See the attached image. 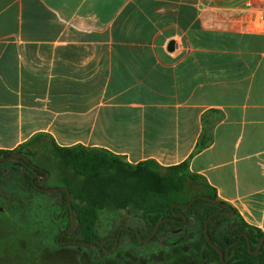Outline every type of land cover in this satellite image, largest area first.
<instances>
[{
  "label": "crops",
  "instance_id": "1",
  "mask_svg": "<svg viewBox=\"0 0 264 264\" xmlns=\"http://www.w3.org/2000/svg\"><path fill=\"white\" fill-rule=\"evenodd\" d=\"M251 1L0 0V150L45 134L132 164L189 160L264 230V0Z\"/></svg>",
  "mask_w": 264,
  "mask_h": 264
},
{
  "label": "trees",
  "instance_id": "2",
  "mask_svg": "<svg viewBox=\"0 0 264 264\" xmlns=\"http://www.w3.org/2000/svg\"><path fill=\"white\" fill-rule=\"evenodd\" d=\"M43 136L45 134H37L12 150L1 149L0 157L23 152V148L36 145ZM207 141L205 132L198 149L203 148ZM49 149L51 150L49 163L57 171L56 178L62 187L68 188V191H61L66 210L72 218L68 203V192H70L76 225L81 234L80 240L90 243L88 245L98 247L106 253L97 242L102 241L97 232L101 212L124 210L131 213L129 216L138 218L141 227H146L147 234L137 229L141 233V238L151 235L160 220L170 218L160 225L157 234L148 242L156 240L163 231H175L193 224L195 219L201 224L202 236L193 241L190 247L192 255L199 262L264 264V249L258 254L254 253L264 236V230L244 222L238 210L231 203L221 199L217 189L203 175L190 170L189 160L172 166H162L154 159L132 164L124 157L106 149L84 145L60 146L54 139ZM25 154L29 157L26 152ZM27 166L32 170L29 164ZM42 166L46 168L47 165L45 163ZM38 179L33 173L28 174L27 184L35 188ZM36 191L41 192L37 189ZM196 197L189 208L180 207L189 204ZM232 211L234 214L231 213ZM224 214L234 219L235 224L228 233L229 243L226 247H220L215 244L217 239L213 231V222ZM212 215L213 218L208 224V238L206 223ZM121 227L118 233L126 232L132 235L138 244H142L134 231L121 230ZM66 232L63 231L58 236V240ZM232 244L234 245L231 246ZM217 246L224 251L223 257ZM229 247V258H227L226 252Z\"/></svg>",
  "mask_w": 264,
  "mask_h": 264
},
{
  "label": "rangeland",
  "instance_id": "3",
  "mask_svg": "<svg viewBox=\"0 0 264 264\" xmlns=\"http://www.w3.org/2000/svg\"><path fill=\"white\" fill-rule=\"evenodd\" d=\"M262 2L251 1L249 7L260 6ZM51 142V138L43 136L36 145L22 150L45 174L50 173L37 181L43 190L27 184L28 174L33 170L26 164L15 158L0 162V264H219L199 262L192 255L190 244L202 236L201 224L195 219L193 224L163 231L156 240L142 244L132 235L122 233L114 252L104 253L93 245L59 242L58 236L63 231L68 233L60 237L61 241L80 240L81 234L77 225L68 231L72 218L66 210L62 189H53L62 185L56 178L55 167L49 163ZM45 163L48 171L42 166ZM130 214L124 210L101 212L97 232L108 249L115 246L120 226L141 229L147 234L146 227L140 226L141 221ZM234 224L227 214L213 222L215 244L226 247Z\"/></svg>",
  "mask_w": 264,
  "mask_h": 264
},
{
  "label": "water",
  "instance_id": "4",
  "mask_svg": "<svg viewBox=\"0 0 264 264\" xmlns=\"http://www.w3.org/2000/svg\"><path fill=\"white\" fill-rule=\"evenodd\" d=\"M15 154L20 155V156H22V157H27L26 155H23V154H20V153H15ZM35 166H36V165H35ZM49 175H50V173H46V176H45V177H49ZM53 189H54V190L62 189V190H67V191H68V188H67V187L53 188ZM201 197H205V196H201ZM196 199H197V197L194 198V200H193L192 202H190L189 204H187V205H180V207H182V208H184V209H187V208H189V207L193 204V202H194ZM68 203H69V206H70V211H71V216H72V226H71L70 229L68 230V231L70 232V231L76 226V224H77V220H76V218H75V214H74L73 205H72V203H71V193H70V192H68ZM175 206H176V204L173 206V208H175ZM231 213L234 214V211H232ZM212 218H213V215L209 218V220H208L207 223H206V234H207L208 238H209L208 224H209V222H210V220H211ZM168 219H170V218L166 217V218L160 220V221L157 223V225L155 226V229H154L153 233H152L151 235H149L147 238H141V233H140L139 230H137V229H133V228H130V227H127V226H122V227H121V230H124V229H125V230H131V231H134V232L138 235V237L140 238V241H141V242H147V241H149L151 238H153V237L157 234L160 225H161L163 222L167 221ZM120 235H121V232L118 233L117 240H116V244H115V246H114L112 249H108V248L104 245V243H103L102 241H100V240H98L97 242H98V244H100V245L102 246V248H103L105 251H107V252H114V251L117 249V246H118V243H119V239H120ZM73 241L75 242L76 240H73ZM79 242H81V243H83V244H90V243H85V242L80 241V240H79ZM263 242H264V236H263L262 239L260 240V243H259V245H258L257 250L254 251L255 254H258V253L260 252ZM236 243H238V242H236ZM249 247L251 248V244H249ZM217 248L220 250L221 257H223V256H224V251L221 250L218 246H217ZM229 249H230V247H229L228 250H227V258H229Z\"/></svg>",
  "mask_w": 264,
  "mask_h": 264
},
{
  "label": "flooded vegetation",
  "instance_id": "5",
  "mask_svg": "<svg viewBox=\"0 0 264 264\" xmlns=\"http://www.w3.org/2000/svg\"><path fill=\"white\" fill-rule=\"evenodd\" d=\"M15 153H20V154H23V155H26L25 153H23V152H14V153H12V154H10V155H2L1 157H0V162L1 161H5V160H11V159H13V158H15V159H18L20 162H22L23 164H29L30 166H31V168H32V170H33V174H34V177H38V178H40V177H43V176H46V174H45V170H43V169H40L39 167H37V166H35V164L30 160V158L27 156V157H22V156H20V155H17V154H15ZM33 182H34V179H33ZM35 188H37V189H40V190H43L40 186H38L37 184H35ZM68 232H66L63 236H65L66 234H67ZM73 240H76L75 242L73 241ZM81 241V240H80ZM59 242H61V243H79V244H83V243H81V242H79V240L78 239H68V240H63V241H61L60 239H59ZM84 245H88V244H84ZM105 245V244H104ZM234 244H232L231 246H233ZM230 246V247H231ZM102 247V246H101ZM228 250V249H227ZM230 250V249H229ZM226 254H227V252H226Z\"/></svg>",
  "mask_w": 264,
  "mask_h": 264
}]
</instances>
